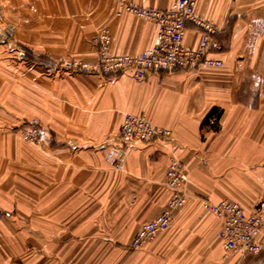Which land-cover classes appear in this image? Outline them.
Instances as JSON below:
<instances>
[{
    "label": "crops",
    "instance_id": "crops-1",
    "mask_svg": "<svg viewBox=\"0 0 264 264\" xmlns=\"http://www.w3.org/2000/svg\"><path fill=\"white\" fill-rule=\"evenodd\" d=\"M176 0H0L15 31L0 97V264H264V256L226 253L220 221L203 200L239 202L264 212V0H196V12L219 27L223 66L159 73L92 75L66 66L96 63L92 39L102 26L113 53L151 47L155 25L121 3L167 9ZM200 34L188 25L184 43ZM3 66V65H2ZM3 74V75H4ZM5 101V102H3ZM127 113L172 130V142L136 144L123 169L106 162L104 143ZM38 121L43 141L19 128ZM171 156L189 170L188 202L171 225L133 249L141 226L170 195Z\"/></svg>",
    "mask_w": 264,
    "mask_h": 264
},
{
    "label": "built area",
    "instance_id": "built-area-1",
    "mask_svg": "<svg viewBox=\"0 0 264 264\" xmlns=\"http://www.w3.org/2000/svg\"><path fill=\"white\" fill-rule=\"evenodd\" d=\"M196 0H176L169 8L143 7L133 3H121L117 15L130 13L155 25L156 35L153 44L140 54L113 53L112 34L108 26H102L92 39L98 50L96 63L74 60L66 66L76 71L92 75L116 77L131 72L136 80L159 73H173L197 69L200 66H223V61L212 57L213 52L221 51L222 46L216 36L219 27L199 16ZM1 17V14H0ZM193 24L200 34L196 47L186 46L184 37L188 25ZM7 36H12L10 28ZM19 55L26 58L27 52ZM44 127L38 121H31L19 128L23 140L40 143L44 137ZM172 130L150 121L144 114L127 113L119 132L104 143V157L111 168L121 170L131 148L136 144L172 142ZM189 170L177 156H171L166 168L165 185L170 191L165 208L152 220L145 222L134 237L132 248L137 249L154 240L172 222L175 210L188 202L187 184ZM203 209L220 221L218 236L226 253H239L241 257L264 256V212L246 211L237 201L223 199L217 203L203 200ZM0 210V219L4 217Z\"/></svg>",
    "mask_w": 264,
    "mask_h": 264
},
{
    "label": "rangeland",
    "instance_id": "rangeland-1",
    "mask_svg": "<svg viewBox=\"0 0 264 264\" xmlns=\"http://www.w3.org/2000/svg\"><path fill=\"white\" fill-rule=\"evenodd\" d=\"M10 28L13 32L12 36H7L6 34V30ZM14 34H15V31L14 29L12 28L11 25L7 24V22L5 21L4 17L1 16L0 17V45H8L9 43H11V40L14 39ZM19 51L20 50H17V52H9V53H0V87L1 86H4V83H1V80L3 79V81H5V74L6 71H7V60L8 58H11V59H15V60H24L25 58H22L20 55H19ZM3 65V66H2ZM4 74V75H3ZM4 97L6 96V92L5 91H1L0 89V97ZM5 102V101H3Z\"/></svg>",
    "mask_w": 264,
    "mask_h": 264
}]
</instances>
